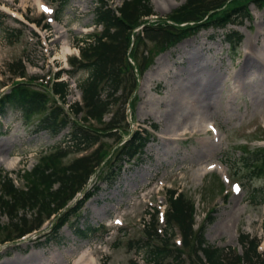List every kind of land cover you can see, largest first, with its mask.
<instances>
[{
	"label": "rangeland",
	"instance_id": "374dc122",
	"mask_svg": "<svg viewBox=\"0 0 264 264\" xmlns=\"http://www.w3.org/2000/svg\"><path fill=\"white\" fill-rule=\"evenodd\" d=\"M96 1L68 2L60 13V23H53L49 32L38 31L41 37L38 40L31 37L29 29L8 19V15L27 22V17L34 20L41 13L49 15L52 8L42 0H0V25L22 31L20 39L9 44L0 28V87L13 83L5 71L19 59L26 66L27 76L38 75L44 83L58 70H69V57L77 56L76 45H81L78 43L81 35L100 32V27L94 25ZM107 1L118 8L125 0ZM185 2L151 0L154 18H165ZM248 7L250 18L242 22L236 18L235 23L226 26L199 27L164 48L146 41L144 47L137 49L138 60L145 56L147 49L151 56L149 67L132 97L130 129L148 130L150 125H155L156 139L138 159L114 164L115 171L121 169L113 184L107 179L92 178L89 188L95 189L93 196L57 236L46 238L42 234H32L21 239L17 249L11 244L6 245L9 248L0 246V264H17L33 258L40 264H130L131 259L141 262V255L129 249L128 242L142 236L143 219L148 221L146 215L151 212L150 207L163 210L164 193L172 189L184 192L194 201L195 228L206 217H211L204 233L209 244L236 248L241 253L239 236L244 234L259 239L262 242L260 251L264 250V205L249 200L253 189L264 186V176H253L248 182L245 179L248 171L241 160L242 148L264 147V5L263 8L252 4ZM231 29H237L242 36L235 52L229 51L223 40L224 34ZM247 54L255 56L260 65V69L250 71L245 80L246 84L260 87L261 94L256 98L235 82L236 72ZM193 55H198L201 62L217 74L220 85L210 101L213 105L208 110L206 123L196 119L181 131L168 133L164 120L167 106L176 99V79L180 73L183 75L186 62ZM85 77L83 72L74 78L64 76L63 79L70 83L69 103L77 99L79 91L75 85ZM188 96H185L187 101L190 100ZM37 119L34 117L26 122L19 112H9L0 119V176H10L18 187L23 184V172L37 164L40 155L49 153L64 136V132L58 137L37 132ZM208 123L213 125V130L204 128ZM115 138L105 140V144L113 146ZM211 139L216 141L213 148ZM75 157L77 154H69L63 163ZM215 164L214 170H207ZM202 171L203 177L200 176ZM239 182L243 188L238 194L233 193V185ZM8 222L7 217L1 220L5 226ZM75 225L80 228L89 225L96 228V233L82 239L74 233ZM49 226L46 223L42 231L47 232ZM175 239L178 242L179 239ZM7 253L10 256H5Z\"/></svg>",
	"mask_w": 264,
	"mask_h": 264
},
{
	"label": "trees",
	"instance_id": "16d2710c",
	"mask_svg": "<svg viewBox=\"0 0 264 264\" xmlns=\"http://www.w3.org/2000/svg\"><path fill=\"white\" fill-rule=\"evenodd\" d=\"M55 1L59 4L55 20L60 21V13L70 0H52ZM252 3L263 7L264 0H186L185 4L164 19L151 22L147 19L154 15L150 0H125L121 7L115 9L106 0H97L93 8L94 24L101 25L102 30L94 36V44L89 43L88 47L81 48L79 60L74 58L70 61L74 70L67 72L70 76L77 72L86 74L78 83L81 105H71V114L58 105L55 97L64 101L68 94V84L62 81L52 85V93L36 89L28 82H15L4 94H0V115L18 111L26 122L38 118L35 123L37 132L44 131L53 137L64 132L56 147L40 155L38 163L31 170L24 171L21 176L23 185L17 187L7 175L0 176V231L3 232L0 243L20 239L39 229L43 221L50 219L53 214H59L75 194L83 190L89 176L98 172V175L109 179L111 172L106 174L107 165L116 160L130 161L141 154L153 139L152 131L140 129L115 150L113 147L109 149L103 141L104 137L112 134H126L123 107L135 91L139 76L147 68L151 56L147 50V56L137 62V48L145 45V41L157 43L163 48L200 26L225 25L235 21L232 17L249 18L248 5ZM34 21L40 25L39 20ZM141 26L139 32L134 31ZM45 27L49 26L45 24ZM0 28L9 44L14 42L11 38L18 39L14 28L7 29L1 25ZM241 38L234 29L224 35L229 51L235 52ZM7 72L12 76H25L20 60L10 64ZM71 115H74V119ZM79 115L81 117L77 120ZM150 128L157 129L155 125ZM242 149L241 160L248 171L245 179L249 182L253 176H264V148ZM83 152L88 154L63 163L69 154ZM89 196L86 194L85 198ZM166 196L162 233H158L155 228L158 211L147 213L149 221L143 223L141 238L128 242V248L141 255V263L131 259L130 264H264V252H257L259 241L256 238L240 234L239 244L243 248L241 255L231 247H215L204 238L205 225L211 217L208 216L194 230L193 200L175 189L167 191ZM249 200L264 205V186L253 189ZM81 204L79 202L78 206ZM77 207L55 221L53 234ZM2 217L8 218L6 226L1 225ZM174 230L182 239L180 246L172 243L176 234ZM74 233L87 239L96 233V228L88 225L81 229L76 225Z\"/></svg>",
	"mask_w": 264,
	"mask_h": 264
},
{
	"label": "bare ground",
	"instance_id": "6f19581e",
	"mask_svg": "<svg viewBox=\"0 0 264 264\" xmlns=\"http://www.w3.org/2000/svg\"><path fill=\"white\" fill-rule=\"evenodd\" d=\"M243 61V64L236 72L235 82L239 87L249 90L253 94V98H256L261 94L260 87L246 84L245 80L246 77L249 76L248 73L250 71L260 69V65L255 59V56L252 57L249 54L246 55ZM186 64L187 66L184 69L183 75L180 73V77L176 79V99H174L172 102H169L167 106L168 110L164 117L166 130L168 133L181 131L182 127L191 124V122L196 119L206 123L209 117L208 110H210V106L213 105V103L211 104L210 101L213 100V96H215V93L220 85L217 74H215L212 69L209 70L208 65L203 64L201 62V58L198 55H193L191 58H189ZM173 79H175V77ZM186 95H189L188 97L190 100H186ZM203 126L206 130H209L208 127L212 128V124L210 123ZM211 140V147L213 148V145L216 143V141L214 139ZM203 145L207 147L206 142H204ZM200 152L202 153V151ZM216 167V164L211 165L207 167V170H213ZM204 174L205 173L202 171L200 176L203 177ZM17 264L40 263L37 259L33 258L30 260H24L22 263Z\"/></svg>",
	"mask_w": 264,
	"mask_h": 264
},
{
	"label": "snow or ice",
	"instance_id": "6c2138e0",
	"mask_svg": "<svg viewBox=\"0 0 264 264\" xmlns=\"http://www.w3.org/2000/svg\"><path fill=\"white\" fill-rule=\"evenodd\" d=\"M236 191H239V189H235Z\"/></svg>",
	"mask_w": 264,
	"mask_h": 264
}]
</instances>
